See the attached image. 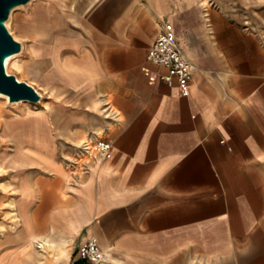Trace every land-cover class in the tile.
<instances>
[{
	"label": "crops",
	"instance_id": "0c3cea01",
	"mask_svg": "<svg viewBox=\"0 0 264 264\" xmlns=\"http://www.w3.org/2000/svg\"><path fill=\"white\" fill-rule=\"evenodd\" d=\"M46 8L48 34L26 59L46 103L45 137L32 149L42 169L21 178L15 200L25 239L41 212L40 240L60 251L69 240V264H83L78 247L90 238L114 264H264V0ZM163 20L193 64L184 93L176 78L145 72L168 73L146 58ZM88 138L109 141L111 155L78 179L60 156L74 160Z\"/></svg>",
	"mask_w": 264,
	"mask_h": 264
},
{
	"label": "rangeland",
	"instance_id": "374dc122",
	"mask_svg": "<svg viewBox=\"0 0 264 264\" xmlns=\"http://www.w3.org/2000/svg\"><path fill=\"white\" fill-rule=\"evenodd\" d=\"M23 7L14 11L12 17L13 20L11 19L12 22H10V28L7 27L11 34H13V36L22 44L21 53H19V55L11 62L9 70L7 71L11 74H15L20 80L33 81L36 80L37 76L31 67H27L26 57L30 56L32 44L40 40L43 34H48L45 30L50 26L51 20L48 18L46 0H30V2ZM23 16L25 18H21ZM29 24L31 26H29ZM30 28H32L34 33L30 31ZM45 103L41 100L38 103L26 101L15 105L14 103L9 102V100L0 97V172L2 174L0 179V237H3V235L8 232L9 239L11 241L7 243L6 246L9 248L11 247V249L17 254L20 252L23 241L26 238V228L24 224L19 221V218L14 217L16 210L15 206H13V202L20 197L18 185L21 178L26 175H36V172H39L42 169L40 158L27 146V143L24 142L25 137L21 132V127L22 123L27 118L33 123L40 122V118L37 114L41 113ZM1 136L3 137L2 139ZM75 148L76 147L72 145L71 147H68L70 150H74ZM14 150L16 152H14ZM77 151H79V148ZM60 157L69 169H73L72 159L64 156V154H61ZM73 157L75 158V156ZM6 160L11 164V166ZM40 220L41 212H38L37 216L32 221V227L34 231L37 232V234H35L33 248L38 250H41V248H39V243L42 242V240H40ZM3 225L7 226L6 230ZM61 244V251L56 257L53 256L50 249H46L44 250L46 258L41 261L37 260L36 264H69V262L72 261V244L69 240H64Z\"/></svg>",
	"mask_w": 264,
	"mask_h": 264
},
{
	"label": "built area",
	"instance_id": "2783aa9c",
	"mask_svg": "<svg viewBox=\"0 0 264 264\" xmlns=\"http://www.w3.org/2000/svg\"><path fill=\"white\" fill-rule=\"evenodd\" d=\"M146 58L168 70V73L162 76H157L146 70L145 72L152 82L158 79L170 82L176 78L179 88L183 93L185 92L192 77L193 64L185 57L170 22L166 20L160 22V32L147 52ZM78 147L79 154L72 162V174L78 179L84 177L89 164L94 159L108 158L111 155V143L103 138H88ZM78 258L83 264H114L112 256L94 238L88 239L78 247Z\"/></svg>",
	"mask_w": 264,
	"mask_h": 264
},
{
	"label": "bare ground",
	"instance_id": "6f19581e",
	"mask_svg": "<svg viewBox=\"0 0 264 264\" xmlns=\"http://www.w3.org/2000/svg\"><path fill=\"white\" fill-rule=\"evenodd\" d=\"M34 1V0H33ZM32 2V1H31ZM67 2V1H66ZM35 5V4H34ZM116 5H118V4H116ZM116 5H114L113 6V8H110V15H109V12L107 13V15H109V16H106L105 15V17H103V21H101V22H105L104 24V27H103V30L102 31H104L105 32V29L107 28V31H109V27H112V19L110 18V19H108V22H107V20H105L107 17L109 18L111 15H112V12L114 13V10H116L119 6H116ZM68 6V5H67ZM23 6H20V7H17V8H15V9H13V11H12V13H11V16H10V18H9V20L6 22V25H7V27H9L10 28V22H12L11 21V19L13 20V13H14V11L16 10V9H20V8H22ZM24 8V7H23ZM71 8V7H70ZM73 8H75V7H73ZM116 8V9H115ZM32 10V9H31ZM74 10V9H73ZM63 11V10H62ZM65 11V10H64ZM116 11H118V10H116ZM31 13H32V11H31ZM115 14H117L116 12H115ZM18 15V14H17ZM28 15V14H27ZM22 16V15H21ZM21 18H25L24 16L23 17H21ZM27 18V17H26ZM29 18V17H28ZM29 19H31V18H29ZM34 19V18H33ZM87 19V18H86ZM32 20V19H31ZM52 20V19H51ZM89 20V19H88ZM109 20H111L110 22H109ZM47 21V20H46ZM62 21H64L63 19H62ZM16 22V21H15ZM54 22H56V20H54ZM61 22V21H60ZM19 23V22H18ZM52 23V22H51ZM59 23V22H58ZM92 23V22H91ZM109 23V24H108ZM20 24V23H19ZM22 24V23H21ZM61 24V23H60ZM70 24V23H69ZM108 24V25H107ZM25 25V24H24ZM79 25V24H78ZM94 25V24H93ZM103 25V24H102ZM107 25V26H106ZM110 25V26H109ZM22 26V25H21ZM29 26H31L30 24H29ZM81 26V25H80ZM96 26V25H95ZM22 27H24V26H22ZM97 27V26H96ZM95 27V28H96ZM100 26H98V28H99ZM27 28V27H26ZM53 28V27H52ZM100 28H102V26L100 27ZM15 29V28H14ZM73 29V28H72ZM53 30V29H52ZM55 30V29H54ZM53 30V31H54ZM12 31V30H11ZM59 32V31H58ZM67 32V31H66ZM56 32H54L53 34H55ZM103 33V32H102ZM106 33V32H105ZM26 37V36H25ZM74 37H78V36H74ZM29 39V38H28ZM35 42V41H34ZM72 43V42H71ZM73 45V44H72ZM68 46V45H67ZM75 46V45H74ZM59 50H61V49H59ZM27 54V53H26ZM57 54V53H56ZM19 55V54H18ZM18 55H13V56H11V57H9L8 59H7V61H6V66H7V70H9V66H10V64H11V62L18 56ZM58 55V54H57ZM58 57H59V55H58ZM27 58V57H26ZM34 58V57H33ZM66 58V57H65ZM80 58V57H79ZM58 59V58H57ZM46 60H48V59H46ZM45 61V60H44ZM47 66H49V65H47ZM93 66V65H92ZM65 67H66V65H65ZM41 69V68H40ZM93 69V68H92ZM87 70V69H86ZM72 71V70H71ZM43 73V72H42ZM76 73V72H75ZM77 74V73H76ZM78 76V75H77ZM74 77H76L75 75H74ZM82 77V76H81ZM73 78V77H72ZM76 80V79H75ZM34 82V81H33ZM40 86V85H39ZM43 93V92H42ZM0 97H3V98H5L6 100H9V98L7 97V96H5V95H2V94H0ZM58 97V96H57ZM46 100V99H45ZM4 101V100H3ZM21 102H26V101H21ZM21 102H17V103H14L15 105L16 104H18V103H21ZM52 104V103H51ZM54 104V103H53ZM56 104V103H55ZM1 105V104H0ZM53 107H55V106H53ZM51 108V107H50ZM1 109H2V107H1ZM49 111V110H48ZM5 112V111H4ZM4 115V114H3ZM7 116V115H6ZM57 121V120H56ZM39 123V125H36L35 123H33V122H31V120L30 119H26L23 123H22V127H21V132H22V134L24 135V137H25V140H24V142L25 143H27V146L30 148V149H33V147H38V146H36V143H37V141H42V140H44V137H45V129L43 128V126H42V123H40V122H38ZM64 127V126H63ZM5 129V128H4ZM66 130V129H65ZM67 130H69V129H67ZM63 132H65V131H63ZM63 132H61V133H63ZM67 132V131H66ZM5 134V133H4ZM68 136V135H67ZM11 137V136H10ZM3 137L1 136V139H2ZM8 139V138H7ZM12 139V138H11ZM6 140V139H5ZM8 145V144H7ZM18 147V146H17ZM38 148H40V147H38ZM5 150V149H4ZM18 150V149H17ZM14 152H16L15 150H14ZM19 152V151H18ZM17 152V153H18ZM6 153V152H5ZM20 153V152H19ZM8 154V153H7ZM6 154V155H7ZM10 154V153H9ZM15 155V154H14ZM1 156V155H0ZM9 157H11V156H9ZM15 157H17V156H15ZM22 158V157H21ZM4 160V159H3ZM22 160V159H21ZM7 161V160H6ZM2 162V161H1ZM8 162V161H7ZM6 162V163H7ZM35 163V162H34ZM8 164H10L9 162H8ZM16 164V163H15ZM18 164V163H17ZM41 164V163H40ZM31 165V164H30ZM37 165V164H36ZM8 166V165H7ZM10 166H11V164H10ZM23 167V166H22ZM40 167V166H39ZM14 168V167H13ZM8 169V168H7ZM11 169V168H10ZM21 171H24V170H21ZM5 172V171H4ZM31 172V171H30ZM40 172V171H39ZM70 172H71V174H72V169H70ZM6 173V172H5ZM8 173V172H7ZM32 173V172H31ZM37 173V172H36ZM26 174V173H25ZM28 174V173H27ZM1 172H0V179H1ZM11 175V174H10ZM10 178H11V176H10ZM44 178V177H43ZM41 180V179H40ZM40 180H38V181H40ZM6 181V180H5ZM28 181V180H27ZM25 182V181H24ZM31 183V182H30ZM5 187V186H4ZM39 187V186H38ZM1 190V189H0ZM3 190V189H2ZM6 190V189H5ZM21 191V190H20ZM5 192V191H4ZM3 192V193H4ZM56 193V192H55ZM18 194V193H17ZM22 194V193H21ZM4 196H5V194H4ZM26 202V201H25ZM12 205V204H11ZM13 205L14 206H16V207H18L17 206V202L16 201H14L13 202ZM10 211V210H9ZM11 212V211H10ZM15 218H20L19 217V215H18V212L16 211V213H15V216H14ZM39 218V217H38ZM19 220H21V219H19ZM41 221V220H40ZM43 221V220H42ZM5 223V222H4ZM39 223V222H38ZM9 225V224H8ZM38 225V224H37ZM3 227L5 228V230L7 229V226L5 225H3ZM38 228V227H37ZM19 229V228H18ZM17 229V230H18ZM25 231V230H24ZM2 232H4V231H2ZM21 234V233H20ZM14 239V238H13ZM16 239V238H15ZM11 240L9 239V233L8 232H6L4 235H3V237H0V264H33L34 263V260H35V256H36V252H40V250H38V249H33V243H34V238H28V239H25V241L23 242V245L21 246V250H20V252L17 254L16 252H14L12 249H11V247L9 248L8 246H6V244L7 243H9ZM40 242V241H39ZM14 248V247H13ZM39 248H41V249H53L55 252H57V253H59L60 252V247H59V245H56L54 242L51 244V243H49V242H40L39 243ZM56 256V255H55ZM46 258V257H45Z\"/></svg>",
	"mask_w": 264,
	"mask_h": 264
},
{
	"label": "water",
	"instance_id": "95a60500",
	"mask_svg": "<svg viewBox=\"0 0 264 264\" xmlns=\"http://www.w3.org/2000/svg\"><path fill=\"white\" fill-rule=\"evenodd\" d=\"M30 0H0V94L9 98V102L28 101L38 103L41 93L30 83L20 80L7 71L6 61L22 51V44L8 30L6 22L13 9L28 4Z\"/></svg>",
	"mask_w": 264,
	"mask_h": 264
}]
</instances>
